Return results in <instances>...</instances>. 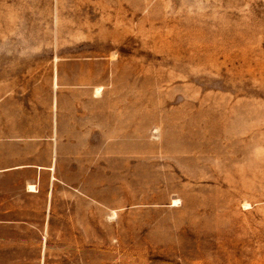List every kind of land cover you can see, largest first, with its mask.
Segmentation results:
<instances>
[{
    "label": "rangeland",
    "instance_id": "obj_1",
    "mask_svg": "<svg viewBox=\"0 0 264 264\" xmlns=\"http://www.w3.org/2000/svg\"><path fill=\"white\" fill-rule=\"evenodd\" d=\"M57 89L112 207L80 264H264V0H0V123Z\"/></svg>",
    "mask_w": 264,
    "mask_h": 264
},
{
    "label": "crops",
    "instance_id": "obj_2",
    "mask_svg": "<svg viewBox=\"0 0 264 264\" xmlns=\"http://www.w3.org/2000/svg\"><path fill=\"white\" fill-rule=\"evenodd\" d=\"M55 97L45 124L0 123V245L11 256L37 255L39 264H80L112 207L80 156L83 132L59 115L58 89Z\"/></svg>",
    "mask_w": 264,
    "mask_h": 264
},
{
    "label": "bare ground",
    "instance_id": "obj_3",
    "mask_svg": "<svg viewBox=\"0 0 264 264\" xmlns=\"http://www.w3.org/2000/svg\"><path fill=\"white\" fill-rule=\"evenodd\" d=\"M99 89V88H98ZM101 93V92H100ZM99 94V93H98Z\"/></svg>",
    "mask_w": 264,
    "mask_h": 264
}]
</instances>
